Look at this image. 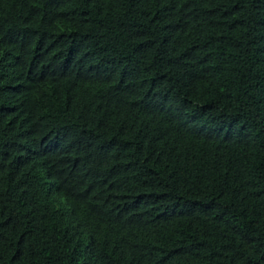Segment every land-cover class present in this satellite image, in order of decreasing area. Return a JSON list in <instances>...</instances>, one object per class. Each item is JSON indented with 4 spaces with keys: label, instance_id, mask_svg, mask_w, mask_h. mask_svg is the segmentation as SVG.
<instances>
[{
    "label": "trees",
    "instance_id": "16d2710c",
    "mask_svg": "<svg viewBox=\"0 0 264 264\" xmlns=\"http://www.w3.org/2000/svg\"><path fill=\"white\" fill-rule=\"evenodd\" d=\"M0 264H264V0H0Z\"/></svg>",
    "mask_w": 264,
    "mask_h": 264
}]
</instances>
